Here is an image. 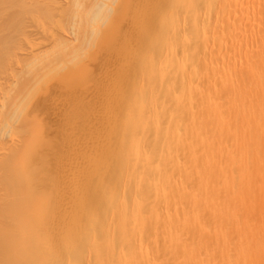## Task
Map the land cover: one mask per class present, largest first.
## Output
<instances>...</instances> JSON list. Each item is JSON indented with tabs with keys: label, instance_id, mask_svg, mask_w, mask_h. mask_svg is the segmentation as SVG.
Returning a JSON list of instances; mask_svg holds the SVG:
<instances>
[{
	"label": "bare ground",
	"instance_id": "bare-ground-1",
	"mask_svg": "<svg viewBox=\"0 0 264 264\" xmlns=\"http://www.w3.org/2000/svg\"><path fill=\"white\" fill-rule=\"evenodd\" d=\"M250 32L264 105V0H0V264H264L224 199Z\"/></svg>",
	"mask_w": 264,
	"mask_h": 264
},
{
	"label": "rangeland",
	"instance_id": "rangeland-1",
	"mask_svg": "<svg viewBox=\"0 0 264 264\" xmlns=\"http://www.w3.org/2000/svg\"><path fill=\"white\" fill-rule=\"evenodd\" d=\"M241 41V51L238 59H236L237 64L240 65L236 67V73H238L239 78V80L237 79L238 88L235 87L232 90L233 92L236 90L235 93L237 94L235 97L233 96V92H231L232 96L230 94L232 99H236L232 100L229 98V92L231 91L229 83L225 92L226 127L224 138L225 160L227 159L225 177H227V180L229 178V180L228 182L225 180L227 186L225 187L226 193H224V199L226 197V210L228 208L229 212L235 211L233 212L235 215L241 216L240 222L243 221V217H247V215H244V211L246 213L249 212L248 214H250V211H253L252 216L248 215V217H251L252 222H255H251V224L257 225L262 220V217L259 215H264V205H262L264 203V118L261 117V113L264 111V108L262 110L261 107H264V105L262 104L263 99L260 101L259 91L261 92L262 87L260 88L258 83V78L263 73L262 71L261 73L257 72V63L253 52L254 47L259 41L258 33L250 32L246 37L243 36ZM230 100L233 104H231ZM233 101L236 102L234 103ZM260 102L263 105L261 107ZM259 110L262 111L260 112ZM231 174L234 175L235 180L233 178L230 180L233 177ZM230 181H234L235 183L233 182V184L235 185L228 186V184H232ZM260 202L261 206L258 204ZM249 203L251 204L249 205ZM248 219L246 218V220ZM262 223L264 227V222ZM238 225L240 227L239 223Z\"/></svg>",
	"mask_w": 264,
	"mask_h": 264
}]
</instances>
